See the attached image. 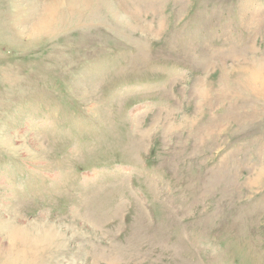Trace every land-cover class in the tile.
Masks as SVG:
<instances>
[{"label":"rangeland","instance_id":"374dc122","mask_svg":"<svg viewBox=\"0 0 264 264\" xmlns=\"http://www.w3.org/2000/svg\"><path fill=\"white\" fill-rule=\"evenodd\" d=\"M0 264H264V0H0Z\"/></svg>","mask_w":264,"mask_h":264},{"label":"bare ground","instance_id":"6f19581e","mask_svg":"<svg viewBox=\"0 0 264 264\" xmlns=\"http://www.w3.org/2000/svg\"><path fill=\"white\" fill-rule=\"evenodd\" d=\"M55 2H57V1H55ZM55 2H53V3H55Z\"/></svg>","mask_w":264,"mask_h":264}]
</instances>
